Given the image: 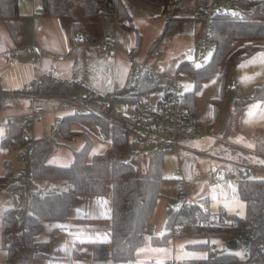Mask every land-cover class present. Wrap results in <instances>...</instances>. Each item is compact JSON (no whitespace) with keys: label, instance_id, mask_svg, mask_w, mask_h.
<instances>
[{"label":"trees","instance_id":"16d2710c","mask_svg":"<svg viewBox=\"0 0 264 264\" xmlns=\"http://www.w3.org/2000/svg\"><path fill=\"white\" fill-rule=\"evenodd\" d=\"M127 0H42V8L36 16L51 19H69L75 34L86 33L93 41L103 38L105 20H116L128 31H135L137 36L135 53H139L141 35L132 24V17L126 7ZM144 3L171 7L161 35L151 43L146 60L161 54L163 42L177 33L179 18L174 11L184 7L183 0H140ZM251 7L236 18L232 11L215 12L211 17V29L215 47L207 63L201 67H192L183 63L180 72L194 77L193 90L184 93V104L190 115L199 116L196 104L197 94L204 82L216 76L222 70L223 83L220 96L213 100L215 121L218 110L226 99V81L228 73L234 65L244 58L264 50V11L257 1L238 0ZM204 10V8H203ZM202 10V11H203ZM19 0H0V20H2L17 46L24 42L22 18ZM132 85L136 91H130ZM163 86V94L167 89L161 83L156 72L147 70L122 90L100 97H94L86 85L77 80H68L44 73L40 78L32 79L20 89L4 88L0 78V113L6 107L19 105L21 110L31 107L39 96H49L64 100H73L78 93H88L96 101H105L113 97L118 102H131L140 107L148 102L151 92ZM249 101L264 103V84L253 89L250 96L236 104L238 113ZM25 104H21L24 103ZM99 120L102 131L109 138V147L104 153L94 154L89 160L94 143L84 131L73 130L72 124L84 127L86 122ZM85 122V123H84ZM25 121L20 115L11 116L4 128L0 146L20 155L30 147L29 177L31 195L29 212L24 221L16 218V209L9 207L0 215L2 221L1 246L7 251L8 264H31L34 259L47 258L48 245L36 240V234L43 228L44 222L63 220L69 217L72 205L77 196H107L111 200L110 238L108 242L93 244L94 258L97 260L131 261L137 249L144 243L147 228L161 196V185L166 181L163 174L164 155L169 148L155 144L149 157L147 170L133 161L123 159L125 152L137 154L139 145L133 142L120 124L110 126L104 118L95 115L69 114L62 116L56 123L54 135L36 138L33 141L24 134ZM57 136L72 139L84 136L86 142L80 150H74V159L68 166L54 165L47 162L55 151ZM241 165L245 157H239ZM251 164V162L249 163ZM6 174L0 176V189H15L18 186L19 171L15 172L13 163L6 161ZM252 165V164H251ZM261 166V165H260ZM262 167V166H261ZM62 180L66 187L61 190L36 188L38 182L45 180ZM111 186V187H109ZM177 197H184L185 187L178 182ZM238 194L245 201L247 217L225 212L224 224L205 226L203 222L211 213L201 203L191 207H170L166 221L168 232L162 237H153L155 245H167L172 237L170 229L182 220H191L193 227L189 230L193 237L202 242L189 244L188 248L202 249L207 252L206 258L195 259L193 264H249L255 261L264 262V177L241 176L238 182ZM248 236V253L237 251L219 252L213 245L217 239L226 241L238 240L239 235ZM77 254V253H76ZM46 255V256H45Z\"/></svg>","mask_w":264,"mask_h":264},{"label":"crops","instance_id":"0c3cea01","mask_svg":"<svg viewBox=\"0 0 264 264\" xmlns=\"http://www.w3.org/2000/svg\"><path fill=\"white\" fill-rule=\"evenodd\" d=\"M138 1L140 0L126 1V7L132 17V24L141 35L140 50L139 53H135L137 56L133 59L131 53L136 49V32L123 29L116 20H105L103 31L104 35H106L104 37L106 40H104L103 46L100 43L76 45L74 42L76 34L69 19L57 20L36 16V13L42 8V0H30L29 4L26 3V0H19L20 11L24 15L22 18L24 34L22 46L16 45L5 23L0 20V78L4 88L8 90L20 89L32 79L40 78L44 73H49L63 79L77 80L89 89L85 80L81 81V79L75 77L78 56L85 54L87 57L88 52L94 51V49L104 50L106 53L103 47L110 43L112 54L115 55V58H113L115 80L114 82L112 81L113 87L111 89L112 92L122 90L136 78L135 73L139 66L142 67L140 71H143V68H147L145 63L143 64L145 55L148 53L151 43L161 35L167 18L171 13V8L144 4V2ZM209 1L183 0L184 7L174 11V14L179 18L178 31L175 34L178 35V38L180 36L189 38V41H180L181 45L184 46L183 51L172 59L166 67L164 75L166 89L169 88V82L171 81V84H177L182 92L185 90L180 80V76L183 75L180 72V67L183 63H190L196 60L200 55L197 44L204 36L207 25L204 21L199 20V15L203 8L209 4ZM165 42L166 40L163 43ZM7 52L11 53L10 58L5 57ZM124 53L128 54V59H125ZM61 55L66 56V58L59 60L58 57ZM211 55L212 53L208 54V59ZM86 57L84 61H86ZM103 61L107 60L104 59ZM134 63H137L136 67ZM138 74L140 75L141 72ZM192 80L194 84V77H192ZM232 80L237 82V89L231 92L225 91V102L218 110L217 121L214 123L218 131L216 139L224 140V142H229L246 152L264 157V103L249 101L238 113L234 112L237 102L246 99L251 95L255 87L264 84V50L244 58L240 63L231 67L226 86ZM222 83L223 72L220 70L215 77L204 82L203 88L197 94L196 104L199 116L196 119L200 125L210 126L215 121L213 100L220 96ZM130 91H136V86L132 85ZM189 91L191 90L188 88ZM18 107L19 105L13 104V107L8 106L1 112L6 110V116L8 117L20 115L25 110H21ZM63 111L65 110L59 113ZM53 115L47 114L45 117L53 119ZM64 115L69 114H60L58 118L60 119ZM58 118L57 121L59 120ZM88 123L91 124V122H86L84 127L75 123L71 125V128L84 131L92 139L87 127ZM92 125L99 130L94 125V122H92ZM31 133L34 139L51 135L50 130L40 123L32 128ZM74 138L73 140L57 136V150L48 157L47 162L61 166L70 165L74 159V150H80L86 142L84 136H76ZM92 141L94 146L89 155V160L94 154L104 153L108 148L105 145L99 149L98 146L100 145L96 144L94 139ZM76 145L81 146L75 148ZM17 153L15 160L17 163L16 169L11 161L15 172L22 169L20 164L22 161L19 157L20 152L18 151ZM261 166L258 165L260 169L253 168L251 170L249 168L250 175L264 177V166ZM176 170H178L177 175L181 177L174 180L173 184L170 182L169 186H167L168 182H163L161 185V196L156 204L151 224L147 228L144 243L136 251L134 260L115 261L97 260L94 258L93 244L106 243L110 238L111 200L107 196H77L67 219L44 222L43 228L36 234V240L48 245V252H46L48 257L34 259L31 264H193L195 259L206 258L207 252L205 250L188 248L189 244L203 241L193 237L190 230L182 237H171L167 245H155L152 242L153 237H162L168 232L166 227L168 210L171 206L176 208L179 205V203H175L176 195L178 194V182L185 180L183 179L185 172L187 173L185 177H190L191 175L187 165L186 167L176 168ZM56 181H58L57 184H60L59 181H61L60 186L62 188L55 189L57 188L54 184ZM185 181L187 182V190H191L192 183ZM48 185L51 186L50 189L47 188ZM38 187L47 190H61L66 187V183L56 179L45 180L39 181L36 188ZM164 188L169 193H165L163 191ZM219 196L223 203L232 202L240 198L238 188L234 187H231V189L225 187ZM209 197H211L209 193H203L197 196L195 201L205 207H207V204V210L211 214H215L216 212L212 211L210 203H208ZM200 198L201 200H199ZM6 203L8 202L0 197V215L5 209L9 208V206L1 207ZM17 208L15 209L17 210ZM220 208L228 214H233V212H228V209L222 205ZM1 231L2 221L0 218V264H8L7 251L1 246ZM213 245L215 246V244ZM222 246L224 247V245ZM224 248L227 249L226 247ZM224 248L222 251H225ZM249 264H264V262L255 261Z\"/></svg>","mask_w":264,"mask_h":264},{"label":"built area","instance_id":"2783aa9c","mask_svg":"<svg viewBox=\"0 0 264 264\" xmlns=\"http://www.w3.org/2000/svg\"><path fill=\"white\" fill-rule=\"evenodd\" d=\"M257 1L261 4L264 11V0H249ZM171 7L168 6V9ZM233 8V14L236 18H241L243 12L250 11L251 7L238 0H212L204 10L200 13V20L206 23V30L202 39L197 46L200 50V55L196 60L190 62L192 67H201L208 61V54L213 53L215 42L211 29V17L215 12H230ZM93 41L86 33L80 32L75 36L74 42L76 45L84 44ZM107 48H111V44H107ZM6 58L11 57V53L5 54ZM66 56L61 55L59 60H64ZM169 82V88L165 94L159 96L156 104L149 102L137 107L131 102H118L115 98L110 97L105 101H96L90 94L82 93L77 95L73 100H64L49 96H39L32 103L31 107L20 114L25 121L23 128L24 134L34 140L31 130L42 121L47 114H57L62 110L72 112L71 114L95 115L98 118H104L110 126L120 124L122 129L130 136L131 140L140 145H155L162 144L173 150L181 148V141L199 139L204 136L217 138V128L215 126L200 125L196 117L189 114L186 105L184 104V93L181 88ZM227 91H235L237 82L232 80L226 86ZM11 117H5L0 114V127L5 128ZM94 125L101 131V138L109 141L108 136L102 131V124L99 120L94 121ZM73 140L75 138H72ZM30 154L28 147L21 155V161L27 163V154ZM30 159V158H29ZM178 170L175 171V175ZM231 176V172L226 173L219 180H211L209 186H217L223 184ZM185 187L184 200L181 207H191L197 202L190 199V193L187 190V182L182 180ZM179 188V186H178ZM10 196L15 197L21 204L16 210V218L24 221L29 212V197L31 195V181L29 171L20 170L18 186L15 189L8 190ZM225 210L221 209L217 214H211L210 218L205 220L203 224L206 226L224 224ZM193 227L191 220H182L181 223L173 225L170 233L173 238H178L188 231L187 228ZM248 236V231L244 235L238 236V248L241 249L243 255L248 253V243L244 238Z\"/></svg>","mask_w":264,"mask_h":264},{"label":"rangeland","instance_id":"374dc122","mask_svg":"<svg viewBox=\"0 0 264 264\" xmlns=\"http://www.w3.org/2000/svg\"><path fill=\"white\" fill-rule=\"evenodd\" d=\"M211 1L212 0L209 1V4L211 3ZM26 3L29 4L30 0H26ZM177 36L178 35L175 34L166 39V42L163 43L162 51L160 55L151 57L149 60H146L147 54L145 55V59H144L145 62H143V64L145 63L147 68L145 69L143 68V71H140L142 67L139 66L136 69L137 70V72L135 73L136 78L139 76L138 73L140 72L143 75L147 70L150 71L154 70L158 74L161 83L164 84V80H165L164 75L167 65L170 63L172 59L177 57L184 49V46L181 45L180 41L181 40H187L186 42L189 41V38H185L182 36L178 38ZM104 37H106V35H103V38L101 40L92 41L88 43L89 44L92 43V45L100 43L102 45L104 44L103 43L104 40H106L104 39ZM103 48H105L106 53L104 52V50L94 49V51H90V49L87 48V50L90 51L88 52L89 53L88 56L86 57L85 54H82V56H78V60L76 62L75 77H77V79H81V81L84 80L86 81L85 83L89 86V89L94 95V97L104 96L112 92L111 89L113 87L112 81L114 82L115 80L114 61H113L115 55L112 54L111 48H107V45ZM124 55H125V59L126 58L128 59V54L124 53ZM131 55L133 59L137 56L135 54V50L132 51ZM85 57H86V61H84ZM104 59L107 61L104 62L103 61ZM134 64H135L134 66L136 67L137 63ZM180 80H181V84L185 87L183 93L188 92V88L190 90H193L194 84H193L192 76L184 72L183 75L180 76ZM81 94L82 92L78 93L77 95H81ZM162 94H163V86L151 92L148 102L150 104H156L159 96ZM6 113L7 112L5 110L0 114L2 116H6ZM63 113L71 114L72 112L63 111L61 113H58V115L54 114L53 119L45 117L46 116L45 115L42 121L39 122L40 124H42V126L50 130V134H51L50 136L54 135L57 118L59 117L60 114ZM87 125L90 131V135L92 136V139L95 140L96 144L100 145L98 146L99 149L103 148L105 145L109 147V141H105L104 139L101 138L100 131L97 130L92 125V123L91 124L88 123ZM4 133H5L4 128L0 127V143ZM180 144L182 145V147L179 150L168 149L164 155L163 174L166 177L165 182H168L167 186H169L170 182L171 184H173L174 180L179 179L181 177L175 175V169L180 168L181 166L186 167L187 165L189 173H191V175L190 177L189 176L185 177V175H187V173L185 172L183 179L190 181L192 183L191 190L193 188L194 189L192 191L189 190L190 199L192 201L197 200L196 197L199 196L200 194L202 195L203 193H209L211 197L208 198V203H210L212 211L216 212L215 214H217L220 211L221 209L220 206L222 205L228 209V212L237 213L238 215L244 217L248 216L247 213L248 211L245 201L239 198L232 202L223 203V201L220 199L219 194L223 191L225 187L230 189L231 187H234L236 189L238 188V182L240 181V178L242 176L241 173L237 170L238 166L251 168V170L253 168L260 169L258 168V165L264 166V157L256 156L255 154L237 148L235 145L230 144L229 142H224V140H217L216 138L210 136H204L199 139L181 141ZM80 146L81 145L78 146L76 145L75 148H78ZM57 147L55 148L54 152H56ZM138 149L139 151L137 154L125 152L123 154V159L126 161L135 160V163L140 165L142 170H147L149 165V157L151 152L154 150V146L140 145ZM26 154H27L28 162L27 163L20 162V164L22 165L21 170L29 171L28 163H29L30 154L28 152H26ZM17 155H18L17 151H11L9 149L1 148L0 146V176H2L3 173L5 174L6 166H7L5 163L6 161L9 162L12 161L14 163L15 169L17 168V163L15 161ZM239 157L246 158L244 159L243 165H241V161ZM250 162L252 165L249 164ZM3 166L5 167V170ZM228 172H231V176L222 185L218 184V186L215 187L209 186V182L211 180H219L220 178H222L223 175H225ZM248 176H252V175L249 174ZM57 182L58 181L54 183L57 187L55 189H59L61 187L60 186L61 181H59L60 184L59 183L57 184ZM50 187L51 186L48 185L47 188L50 189ZM163 191L165 193H169L166 190V188H164ZM0 197L4 201L8 202L3 206H1L2 208L6 206L19 208L22 204L15 197L10 196L6 189H0ZM183 200L184 197L181 198V197H177L176 195L175 203H179L178 207L183 203ZM199 200H201V198ZM187 230H189V228H187ZM213 244H215L216 249L219 252H221L224 247L227 248L226 241L221 238L215 240ZM222 245H224V247ZM236 251L239 254L242 253L240 248H238Z\"/></svg>","mask_w":264,"mask_h":264},{"label":"water","instance_id":"95a60500","mask_svg":"<svg viewBox=\"0 0 264 264\" xmlns=\"http://www.w3.org/2000/svg\"><path fill=\"white\" fill-rule=\"evenodd\" d=\"M230 11H233V8H230ZM237 170L241 173L243 178L248 177L250 174L249 168L244 166H238ZM227 249L230 251H236L238 249V241L237 240H229L227 243Z\"/></svg>","mask_w":264,"mask_h":264}]
</instances>
